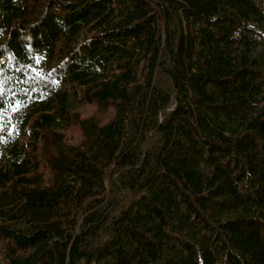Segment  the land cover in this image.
<instances>
[{"label":"trees","instance_id":"1","mask_svg":"<svg viewBox=\"0 0 264 264\" xmlns=\"http://www.w3.org/2000/svg\"><path fill=\"white\" fill-rule=\"evenodd\" d=\"M0 126V264H264V0H0Z\"/></svg>","mask_w":264,"mask_h":264},{"label":"snow or ice","instance_id":"2","mask_svg":"<svg viewBox=\"0 0 264 264\" xmlns=\"http://www.w3.org/2000/svg\"><path fill=\"white\" fill-rule=\"evenodd\" d=\"M21 106H22V105L18 102L17 105L14 106L13 110L15 111V110H17L19 107H21ZM0 127H2V126H0Z\"/></svg>","mask_w":264,"mask_h":264}]
</instances>
